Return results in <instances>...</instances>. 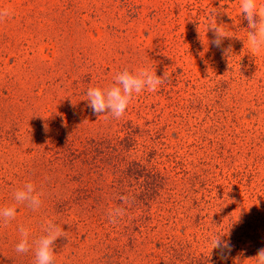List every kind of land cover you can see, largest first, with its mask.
Returning a JSON list of instances; mask_svg holds the SVG:
<instances>
[{
  "label": "rangeland",
  "instance_id": "1",
  "mask_svg": "<svg viewBox=\"0 0 264 264\" xmlns=\"http://www.w3.org/2000/svg\"><path fill=\"white\" fill-rule=\"evenodd\" d=\"M0 8L11 12L0 22V207L28 182L43 193L38 210L17 205L0 227V264H35L34 248L15 251L19 228L31 242L48 221L65 231L54 264H254L264 248V52L246 44L240 0H0ZM212 10L231 37L229 56L211 44ZM140 68L168 80L134 95L119 119L93 113L90 87ZM120 143L134 151L101 160L107 178L93 172L92 155ZM140 159L164 182L148 202L136 182L126 185L130 205L110 223L101 211L121 189L111 174ZM213 236L230 240L228 259L211 249Z\"/></svg>",
  "mask_w": 264,
  "mask_h": 264
},
{
  "label": "clouds",
  "instance_id": "2",
  "mask_svg": "<svg viewBox=\"0 0 264 264\" xmlns=\"http://www.w3.org/2000/svg\"><path fill=\"white\" fill-rule=\"evenodd\" d=\"M241 13L247 22L246 27V44L253 55H259L264 52V6H257L256 0H240ZM220 12L212 10L208 14L207 32L213 33L211 44L219 49L224 56L232 53V45L227 48L223 47L225 39L231 38L224 30V24L217 23V17ZM11 15L8 8H0V22H3ZM238 69L240 64L238 63ZM168 80V73L165 71L162 76H157L156 71L149 68H140L134 71L128 69L119 72L114 83L108 87L101 88L90 87L86 96L89 107L93 113L98 116H111L113 118H121L130 103L134 99V95H139L147 90L154 92L160 85ZM43 193L36 189L31 183H25L22 188L17 189L13 193L14 203L10 206L0 207V227H6L10 221L14 220L17 213V205H26L33 211L38 210L42 205ZM132 198L127 195L120 197L121 204L115 208L109 209L107 216L110 223H117L121 217L126 214V205H130ZM43 235L38 239L30 242L29 230L23 226L19 228L21 239L16 245L17 253H27L34 248L35 264H54L55 242L65 237L63 229L48 221L42 226ZM212 250H218L222 259H228L233 250L230 240H224L221 236H213L210 240ZM249 260L254 264H264V248L257 250L255 257Z\"/></svg>",
  "mask_w": 264,
  "mask_h": 264
},
{
  "label": "trees",
  "instance_id": "3",
  "mask_svg": "<svg viewBox=\"0 0 264 264\" xmlns=\"http://www.w3.org/2000/svg\"><path fill=\"white\" fill-rule=\"evenodd\" d=\"M118 145L120 146L117 148L115 153L107 157L104 156L109 154V151H107L108 153L101 152V154L103 155L94 153V155H92L93 162L91 163V170H94L93 172H97V174H99L100 177L107 178L106 175H104L103 172L104 169L101 167L100 164L101 160L110 158L111 156L113 158L114 156H116V154L122 155L123 157L124 154H128V153L131 154L134 151L133 148H129L125 144L123 145L120 143ZM135 150L138 152L137 149ZM147 154H148L147 151H143L144 157H146ZM119 164L120 163H117V165ZM116 170L119 172V175L111 174V176H113L114 179L111 183V186L120 185L121 189L118 190L117 187H115V190L110 195V197H112V200L108 199V203L105 205V207L107 208L101 211V213L103 212V215L101 217L105 215L108 218L107 216L108 210L115 208L117 205L121 204L120 197L124 195V188H126V185L128 184L131 185L133 184V182H136L137 187L139 186V188L142 189L141 191L142 195L145 196L143 200H145V202H148V199H151L152 197V193L157 194L162 185V182H164V179L162 178L163 175H161L162 173L159 171V169L158 168L157 170L155 169L156 173L153 174V172L149 171L148 167L142 162L141 159L138 161L136 160L135 162L128 163L127 165H125V168L116 167ZM155 183L156 186L154 190L156 192H152L151 189L148 188V184H155ZM147 192L150 193L151 195L150 194L147 195ZM99 204H102V202L99 201ZM174 248L175 247H173V250ZM169 256H171L174 259L172 255ZM198 262H200V260L197 257H190L188 264H199Z\"/></svg>",
  "mask_w": 264,
  "mask_h": 264
}]
</instances>
